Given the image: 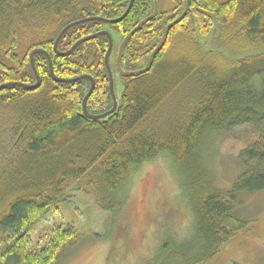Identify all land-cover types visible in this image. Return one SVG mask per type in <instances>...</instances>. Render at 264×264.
Segmentation results:
<instances>
[{"label": "trees", "instance_id": "16d2710c", "mask_svg": "<svg viewBox=\"0 0 264 264\" xmlns=\"http://www.w3.org/2000/svg\"><path fill=\"white\" fill-rule=\"evenodd\" d=\"M166 1L172 8L158 9L121 55L122 70L136 72L159 48L143 75L119 74L112 34L119 55L124 39L154 14L156 0H135L120 23L93 19L61 38L58 51L65 53L98 32L112 35L109 63L123 92L108 117L87 118L83 101L91 80L54 81L43 53L34 58L39 88L0 89V264H57L78 243L80 230L74 221L38 228L42 217L49 211L61 215L73 190L93 196L108 215L120 212L134 176L160 158L175 170L193 234L181 240L167 234L149 264H206L252 230L238 209L246 196L264 192V0ZM130 2L0 0V86L34 85L30 55L41 49L57 78L94 79L91 115L110 111L108 37L83 42L68 56L57 54L54 45L67 25L119 19ZM231 52L244 56L230 59ZM243 126H252L257 137L239 153L241 171L220 187L205 159L209 142L212 147L213 140ZM101 237L108 239L107 233Z\"/></svg>", "mask_w": 264, "mask_h": 264}, {"label": "rangeland", "instance_id": "374dc122", "mask_svg": "<svg viewBox=\"0 0 264 264\" xmlns=\"http://www.w3.org/2000/svg\"><path fill=\"white\" fill-rule=\"evenodd\" d=\"M156 2L160 11L172 8L166 0ZM112 35L117 43L112 63L118 68V36ZM243 56L231 52L230 59ZM223 60L228 64L232 61L225 57ZM114 91L120 99L123 81L117 74ZM256 137L252 126H243L213 140L212 147L209 142L205 159L218 186H229L241 171L239 153ZM187 207L172 164L160 158L134 176L128 200L120 212L108 215L96 207L93 196L73 190L65 198L61 215L49 211L37 227L50 230L61 222L74 221L79 228L80 240L65 249L57 264H149L159 254L158 248L167 234L179 240L192 236L193 217ZM238 216L248 220L252 230L206 264H264V192L246 196ZM103 233L108 239L101 237Z\"/></svg>", "mask_w": 264, "mask_h": 264}, {"label": "water", "instance_id": "95a60500", "mask_svg": "<svg viewBox=\"0 0 264 264\" xmlns=\"http://www.w3.org/2000/svg\"><path fill=\"white\" fill-rule=\"evenodd\" d=\"M135 0H131L126 12L123 14V16L119 19H116V20H107V19H103V18H87V19H83V20H80V21H76V22H73L69 25H67L61 32L60 34L58 35L57 39H56V42H55V45H54V48H55V51L57 54L61 55V56H68L70 55L74 49L77 48V46H79L81 43L83 42H86V41H89L91 39H94L96 37H99V36H107L108 39H109V49L107 51V54H106V58H105V63H106V66H107V70H108V73H109V78H110V92H111V95H112V99H113V108L106 112L105 114H101V115H91L89 112H88V109H87V102L89 100V98L91 97L92 93H93V90H94V86H95V81L94 79H92V77L90 76H82V77H79L77 79H74V80H67V79H59L56 77L55 73H54V70H53V65H52V59L51 57L49 56V54L41 49H36L34 50L31 55H30V59H31V64H32V68L35 72V75H36V78H37V82L34 84V85H22L20 83H9L7 85H2L0 86V89L2 88H5L7 86H23L25 88H28V89H31V90H35L37 88L40 87L41 85V79H40V76L38 75V72L36 70V67H35V63H34V58L35 56L38 54V53H43L44 55L47 56L48 58V61H49V67H50V72H51V75H52V78L54 79V81L58 82V83H71V82H74V81H77L79 79H83V78H88L91 80V87H90V90L88 92V94L86 95V97L84 98V101H83V113L84 115L91 119V120H96V119H104L106 117H108L110 114L114 113L118 107V100H117V97L115 95V91H114V79H113V72H112V69H111V66H110V63H109V57H110V54L112 52V48H113V38H112V35L108 32V31H101V32H98L96 34H93L91 36H88L86 38H83L81 39L80 41H78L72 48L71 50H69L68 52H65V53H60L58 51V44L61 40V38L65 35V33L71 29L72 27H74L75 25H78V24H81V23H84L86 21H90V20H101V21H104L106 23H110V24H117V23H120L121 21H123L126 16L129 14L133 4H134ZM158 12V6H156L155 8V12L154 14L145 19L143 22H141L125 39L124 41L122 42L121 46H120V50H119V56H118V69H119V72L122 76L124 77H129V76H134V75H143L145 73H147L151 66H152V62H153V59L154 57L156 56L157 52H158V49L155 50V52L152 54L148 64L146 65V67L142 70H139V71H136V72H123L122 69H121V66H120V59H121V55H122V52H123V49H124V46L126 45L127 41L133 36L135 35L139 29L144 25L146 24L147 22H149L153 17L156 16ZM173 25H170L169 27L166 28L165 30V33H164V38L167 37L170 29L172 28ZM161 46V45H160ZM159 46V47H160Z\"/></svg>", "mask_w": 264, "mask_h": 264}, {"label": "flooded vegetation", "instance_id": "af4514ba", "mask_svg": "<svg viewBox=\"0 0 264 264\" xmlns=\"http://www.w3.org/2000/svg\"><path fill=\"white\" fill-rule=\"evenodd\" d=\"M122 69V68H121ZM118 71H119V69H118ZM123 71V70H122ZM123 72H126V71H123ZM109 74V73H108ZM119 74H120V72H119ZM124 77V76H123ZM113 79H114V77H113ZM109 84H110V78H109ZM114 89H115V81H114ZM94 91V90H93ZM113 100V99H112Z\"/></svg>", "mask_w": 264, "mask_h": 264}, {"label": "bare ground", "instance_id": "6f19581e", "mask_svg": "<svg viewBox=\"0 0 264 264\" xmlns=\"http://www.w3.org/2000/svg\"><path fill=\"white\" fill-rule=\"evenodd\" d=\"M122 17V16H121ZM59 45V44H58ZM60 53H62V52H60ZM35 60V59H34ZM78 78V77H77Z\"/></svg>", "mask_w": 264, "mask_h": 264}]
</instances>
